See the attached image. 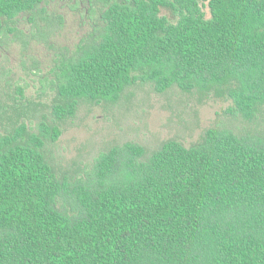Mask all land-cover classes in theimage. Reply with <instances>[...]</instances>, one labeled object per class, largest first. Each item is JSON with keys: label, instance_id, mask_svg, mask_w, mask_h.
<instances>
[{"label": "trees", "instance_id": "1", "mask_svg": "<svg viewBox=\"0 0 264 264\" xmlns=\"http://www.w3.org/2000/svg\"><path fill=\"white\" fill-rule=\"evenodd\" d=\"M42 1L0 0V28ZM87 2L102 12L61 67L57 91L70 102L53 106L56 119L139 81L157 93L236 83L245 117L264 103V0ZM25 132L0 137V264H264V135L211 129L146 158L125 142L72 178Z\"/></svg>", "mask_w": 264, "mask_h": 264}, {"label": "rangeland", "instance_id": "2", "mask_svg": "<svg viewBox=\"0 0 264 264\" xmlns=\"http://www.w3.org/2000/svg\"><path fill=\"white\" fill-rule=\"evenodd\" d=\"M101 8L96 3L90 10L87 0H43L33 14L1 22L0 137L24 124V143L42 139L55 172L76 178L99 153L125 142L141 144L146 158L168 141L197 145L211 129L264 135V103L249 117L235 110L230 90L236 83L157 93L151 82L139 81L116 101L79 99L73 116L56 119L53 106L70 102L57 91L61 67L98 22ZM42 123L61 130L55 142L43 137Z\"/></svg>", "mask_w": 264, "mask_h": 264}]
</instances>
